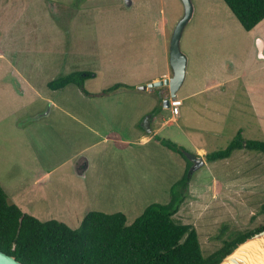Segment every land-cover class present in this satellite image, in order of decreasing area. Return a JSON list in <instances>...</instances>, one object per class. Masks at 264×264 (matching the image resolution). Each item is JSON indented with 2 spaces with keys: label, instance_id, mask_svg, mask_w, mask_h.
Instances as JSON below:
<instances>
[{
  "label": "rangeland",
  "instance_id": "374dc122",
  "mask_svg": "<svg viewBox=\"0 0 264 264\" xmlns=\"http://www.w3.org/2000/svg\"><path fill=\"white\" fill-rule=\"evenodd\" d=\"M129 1L0 0V187L23 212L71 229L79 227L85 209L125 213L129 226L151 204L180 201L174 222L194 228L208 256L264 225V154L237 150L228 162L196 167L185 160L187 168L179 169L175 158L168 163L166 156L139 148L123 153L101 142L110 126L121 131L119 122L131 124L140 108L149 107L153 95L139 89L168 70L171 33L183 16L180 0ZM191 1L193 15L180 42L186 79L177 98L220 85L183 99L179 124L207 153L224 149L238 131L245 140L264 141V59L256 45L257 38L264 40V20L246 32L222 0ZM74 72L93 73L85 86L105 90L106 99H86L75 85L54 92L47 87ZM13 75L26 78L19 90ZM120 83L143 98L125 101L127 93L109 91ZM81 150L91 162L86 180L73 177L66 163L46 184L36 182L40 170Z\"/></svg>",
  "mask_w": 264,
  "mask_h": 264
},
{
  "label": "trees",
  "instance_id": "16d2710c",
  "mask_svg": "<svg viewBox=\"0 0 264 264\" xmlns=\"http://www.w3.org/2000/svg\"><path fill=\"white\" fill-rule=\"evenodd\" d=\"M222 1L246 32L264 20V0ZM93 76L90 72H74L49 82L47 87L56 91L75 85L83 90L85 80ZM120 87L115 85L109 91ZM161 143L187 160L182 148L169 141ZM237 150L264 154V141L245 140L238 131L224 149L207 153L205 160H225ZM180 204L173 200L165 205L151 204L129 226L120 212L90 211L77 229H71L62 222H43L23 213L7 201L0 187V251L22 264H218L237 244L264 230L263 225L240 233L203 256L196 230L173 220Z\"/></svg>",
  "mask_w": 264,
  "mask_h": 264
},
{
  "label": "crops",
  "instance_id": "0c3cea01",
  "mask_svg": "<svg viewBox=\"0 0 264 264\" xmlns=\"http://www.w3.org/2000/svg\"><path fill=\"white\" fill-rule=\"evenodd\" d=\"M259 38H257L258 40ZM262 47H261V57L259 56V58L264 59V40L263 39H259ZM258 50V48H257ZM259 55V53H258ZM1 56V54H0ZM14 76V75H13ZM20 76V75H19ZM14 76V83L17 87V89H21V85L23 83H27L26 78L22 77V76ZM171 77V69L170 66L168 67V70L166 72H164L161 77H153L150 81V83H154L156 81H161L164 79H169ZM19 79L21 82H18ZM186 79V77H185ZM86 82V80H85ZM85 82L83 84V90L80 89L79 87V91L81 92V96L84 95L86 97V99H90V96H99L101 98H105L106 99V91L105 90H98L96 89L95 92H89L85 86ZM185 82V81H184ZM184 84V83H183ZM183 84L181 86V88L178 90L177 94H176V100H180L181 101V105L177 108V112L174 114L173 113V108L169 105L167 108L164 107L163 105V98L165 96H167L168 94V90L167 87H161L159 89H149L147 91V89H143L144 92L148 93V95H153L151 98V103L149 105V107H142L140 108V110L138 111V117L131 123V124H127V123H122L119 122V128L121 131H117L115 128H113L112 126H110L109 129H107L105 131V134L103 135V137H99L100 134L98 131L96 130H92V128L87 127L88 130L92 133H94L95 136H98L101 140V142H105V143H112L114 144L120 151H122L123 153L125 152H129V151H134L136 148H139L141 152L144 153H151V154H155V155H159V156H166L167 157V161L168 163H171L172 159H177L174 160L175 163H178V168L180 169V164L181 166H184V168H187V163H185V159L179 155L178 153H175L174 151L168 149L167 147H165L161 142L162 141H169L171 143H174L175 145H177L178 147H182L184 146L183 142L185 141L186 143L189 144V146L191 147V155L195 156V157H201L204 160V164L203 166L206 165V160L204 159L205 155L207 154L206 150H204L201 147H197L195 144L191 143V140L189 139V137L187 136L186 131L181 127V125L179 124V119H180V114H179V108L183 106V99L187 98L188 96H198L201 95L203 93H206V91H211L214 90L216 88V86L220 85L219 83H210L207 84L204 88L203 91H197L194 94H190V95H184L182 98L178 99L177 96L180 93ZM14 85V86H15ZM121 87L113 90L114 95H118V94H123V93H127V94H123L126 95L124 97L125 101L129 98V99H134L135 97H142L143 96H139L136 93L133 94V92H138V90L134 89L131 87V85L129 84H125V83H120ZM148 87V86H147ZM145 87V88H147ZM64 89V88H63ZM62 89V90H63ZM50 90V89H49ZM140 91L142 89H139ZM53 91V90H51ZM59 91V90H56ZM133 91V92H132ZM157 91V95L156 97H154L155 92ZM54 92V91H53ZM142 92V91H141ZM22 93V91H21ZM130 93H132L131 98L128 95H131ZM147 95V94H145ZM160 95H162L163 98L160 97ZM99 99V98H98ZM102 100V99H100ZM159 105H162V109H159ZM51 109L55 108V104H49ZM168 109L171 110V115L170 117H166L165 111H167ZM51 114V111H47V113H41L40 115H38L37 117L31 119L30 121H36L39 120L41 117L43 116H49ZM150 117V129L151 132H148L143 124L144 121L142 120L141 123H139V118L141 117ZM145 117V118H146ZM168 119H166V118ZM145 120V119H144ZM29 123V122H26ZM172 127L175 128L172 129ZM123 133L125 134V136L123 135ZM162 133H164V135H161ZM127 135L131 136V139L127 137ZM179 140V141H178ZM181 140V141H180ZM83 150L79 151L78 153H75L68 161H64L61 162L60 161H56L54 167H48L47 169L44 170H40L38 175H37V181H42L44 184H46L47 182H49V180L51 179V175L52 174H56V173H62L63 170L61 171L60 169L62 167L65 166L66 163L69 164V172L72 174L73 177L79 179V180H86L87 176L89 175L90 171H91V162H90V158L87 156H85L84 154H82ZM228 159H225L223 161H227ZM135 162V161H134ZM162 163H164V158H162ZM131 161H126L125 164L126 166H128V164H130ZM91 179H95V177L93 175H91ZM214 179V178H212ZM216 182L217 184L220 182L218 180H213V182ZM98 184V180L96 179V185ZM123 186H119L118 188H116V191L118 192L120 189H122ZM128 189H133L131 187V185L127 188ZM18 207V206H17ZM19 208V207H18ZM21 211L23 210L22 208H19ZM87 210L84 215L81 218V221L83 219V217L85 216V214H87L89 211V209H85ZM23 212V211H22ZM23 213H28L26 211H24ZM77 213V212H75ZM121 213V212H120ZM31 214V213H29ZM123 214V213H122ZM124 215H126L124 213ZM126 217V216H125ZM80 221V223H81Z\"/></svg>",
  "mask_w": 264,
  "mask_h": 264
},
{
  "label": "water",
  "instance_id": "95a60500",
  "mask_svg": "<svg viewBox=\"0 0 264 264\" xmlns=\"http://www.w3.org/2000/svg\"><path fill=\"white\" fill-rule=\"evenodd\" d=\"M183 5V16L175 25L169 41V66L171 77L161 81H156L148 85L149 88L167 87L168 94L163 98L164 107L169 106V101L176 98L178 90L185 81L187 71V57L180 49L182 34L190 22L193 15V5L191 0H180ZM129 5L130 1L125 0ZM260 40H257V48L261 57ZM140 89H145L141 87ZM144 128L151 132L150 117H146L143 124ZM183 155L187 160L194 162L196 167L203 166L204 160L201 157L192 156L184 151ZM0 264H22L15 257L9 256L0 251ZM218 264H264V230L253 234L243 242L237 244L230 253L225 255Z\"/></svg>",
  "mask_w": 264,
  "mask_h": 264
},
{
  "label": "built area",
  "instance_id": "2783aa9c",
  "mask_svg": "<svg viewBox=\"0 0 264 264\" xmlns=\"http://www.w3.org/2000/svg\"><path fill=\"white\" fill-rule=\"evenodd\" d=\"M169 105L173 108V113L175 114L177 112V108L181 105V101L176 99H171L169 101Z\"/></svg>",
  "mask_w": 264,
  "mask_h": 264
}]
</instances>
